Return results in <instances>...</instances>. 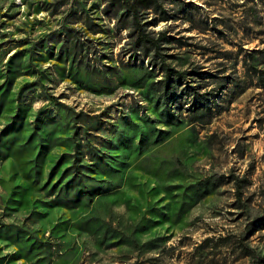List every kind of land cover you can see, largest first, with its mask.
Instances as JSON below:
<instances>
[{"label":"rangeland","instance_id":"rangeland-1","mask_svg":"<svg viewBox=\"0 0 264 264\" xmlns=\"http://www.w3.org/2000/svg\"><path fill=\"white\" fill-rule=\"evenodd\" d=\"M106 3L0 0V264H264V4L163 0L145 28L201 74L192 123Z\"/></svg>","mask_w":264,"mask_h":264},{"label":"trees","instance_id":"trees-1","mask_svg":"<svg viewBox=\"0 0 264 264\" xmlns=\"http://www.w3.org/2000/svg\"><path fill=\"white\" fill-rule=\"evenodd\" d=\"M106 1V8L114 10L111 15H108L110 19L115 21L114 28L118 31L126 32L127 37L131 39L132 49L130 52H132L134 56H137L136 51L140 52L141 50V52H143V56L147 58V53L144 52L147 49L152 53V58H150L148 62L150 66L152 62H155V64L158 62V70L162 76V79L156 82V84H158V88L155 89V93H157L159 105L161 107H165V110H168V104L171 101L183 98L185 101L187 100L186 102H188L186 112L192 123L206 119L207 115L209 114V108L206 104V94L198 93V87H192L188 84H184V82L186 83V80L192 82L196 80V78H199L201 75L200 72H179L174 68H169L163 62H159V59L161 58L159 55V51L162 48L161 45L167 42L168 37L166 36L165 32H157L156 34L146 32V27L153 26L157 22H165L167 20L168 17L165 15L161 4L163 0ZM261 3L264 4V0H261ZM143 14H154L157 16V19L148 24L141 23V16ZM170 83L174 84L173 89H177L178 95H175L176 93L173 92L175 90L171 91L172 86ZM5 133H9V131ZM84 156L85 154L80 155L79 159H82ZM87 158L89 159V162L94 160L92 155ZM76 164H78V161L73 158L69 165V169H67L70 172L71 178H74L72 181H69L66 184L68 186L67 190L70 189L71 186H75V177L79 176L82 172L81 170L85 168L84 166ZM204 184L205 183H203V186ZM207 184H210L213 189L214 183L208 180L206 181V185Z\"/></svg>","mask_w":264,"mask_h":264}]
</instances>
